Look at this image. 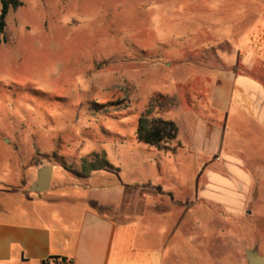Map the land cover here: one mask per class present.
Instances as JSON below:
<instances>
[{
    "label": "rangeland",
    "instance_id": "obj_1",
    "mask_svg": "<svg viewBox=\"0 0 264 264\" xmlns=\"http://www.w3.org/2000/svg\"><path fill=\"white\" fill-rule=\"evenodd\" d=\"M260 18L264 0H22L0 44V192L29 195L38 170L52 166L44 197L102 198L108 217L143 213L152 232L182 219L191 241L181 244L179 232L174 244L192 249L190 263L246 264V249L264 256V170L256 167L264 140L245 120L222 127L209 101L215 74L238 63L239 38ZM158 96L173 100L155 116L177 125L174 154L136 139L139 115ZM215 118L220 151L252 176L248 201L231 219L213 204H193L208 171L193 170L192 131L200 121L214 127ZM95 154L114 169L74 175ZM217 157L207 156L210 166H221Z\"/></svg>",
    "mask_w": 264,
    "mask_h": 264
},
{
    "label": "crops",
    "instance_id": "obj_2",
    "mask_svg": "<svg viewBox=\"0 0 264 264\" xmlns=\"http://www.w3.org/2000/svg\"><path fill=\"white\" fill-rule=\"evenodd\" d=\"M238 51V63L229 71L215 74L210 107L225 117L222 127L227 121L245 120L264 140V82L258 76L264 74L263 18L252 22L241 34ZM195 126L192 139L198 150H192L193 170H205L208 175L205 185L193 196V204L202 200L219 208L223 219L236 218L248 201L252 176L239 161L220 151L224 129L213 124L209 127L204 121ZM195 153L200 157H193ZM211 153L224 158H216L221 166H210L207 156ZM256 165L258 171L264 170V159H257ZM213 170H222L230 180ZM90 202L102 208L101 214L90 207ZM102 202V198L68 197L60 191L47 197L21 190L1 191L0 264H53L54 258L70 264H193L189 262L193 259L192 249L174 244L179 232L181 244L191 241L183 233L182 219L173 223L169 218L165 230L152 232L143 213L112 219L105 214L109 205ZM189 215L186 211L182 218ZM206 216L214 218L215 213L209 210ZM190 217L193 220L195 216ZM194 225L199 228L198 221ZM185 251L189 258L185 259Z\"/></svg>",
    "mask_w": 264,
    "mask_h": 264
},
{
    "label": "trees",
    "instance_id": "obj_3",
    "mask_svg": "<svg viewBox=\"0 0 264 264\" xmlns=\"http://www.w3.org/2000/svg\"><path fill=\"white\" fill-rule=\"evenodd\" d=\"M22 6V0H0V44L5 40L6 17L9 10H16ZM173 100L167 97H152L145 110L139 115L136 127V139L138 142L165 153H176L179 148L177 137L178 127L170 120L156 117L157 110H169ZM66 169V168H65ZM82 173L73 172L74 175L82 179H89L92 173L104 169L113 170V166L108 162L105 154L92 155V159L81 161ZM91 208L101 214L102 208L96 202H90ZM63 260L53 259V264H63ZM48 264V263H46Z\"/></svg>",
    "mask_w": 264,
    "mask_h": 264
},
{
    "label": "water",
    "instance_id": "obj_4",
    "mask_svg": "<svg viewBox=\"0 0 264 264\" xmlns=\"http://www.w3.org/2000/svg\"><path fill=\"white\" fill-rule=\"evenodd\" d=\"M52 174V166L41 167L37 172L35 180L29 187V192L36 195L48 192L52 181ZM244 259L246 264H264V256L260 255L255 249H246L244 251Z\"/></svg>",
    "mask_w": 264,
    "mask_h": 264
},
{
    "label": "built area",
    "instance_id": "obj_5",
    "mask_svg": "<svg viewBox=\"0 0 264 264\" xmlns=\"http://www.w3.org/2000/svg\"><path fill=\"white\" fill-rule=\"evenodd\" d=\"M63 264H70V262L69 261H64Z\"/></svg>",
    "mask_w": 264,
    "mask_h": 264
}]
</instances>
